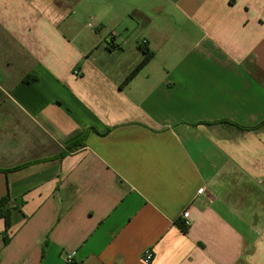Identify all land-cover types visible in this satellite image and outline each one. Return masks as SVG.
<instances>
[{"label": "crops", "instance_id": "1", "mask_svg": "<svg viewBox=\"0 0 264 264\" xmlns=\"http://www.w3.org/2000/svg\"><path fill=\"white\" fill-rule=\"evenodd\" d=\"M261 122L264 0H0V264H264Z\"/></svg>", "mask_w": 264, "mask_h": 264}, {"label": "trees", "instance_id": "2", "mask_svg": "<svg viewBox=\"0 0 264 264\" xmlns=\"http://www.w3.org/2000/svg\"><path fill=\"white\" fill-rule=\"evenodd\" d=\"M141 50L143 52V58L141 61L135 66V68L130 72V74L125 78L123 83H128L153 57V52L148 49L146 46H141ZM228 122V121H227ZM231 123V122H229ZM261 126H264V122H261L256 128H259ZM255 128V129H256ZM86 135L82 136L81 139L77 142H75L73 145L69 146L70 150L75 149L76 147H81L84 144ZM9 170H6L4 172H8ZM8 197L4 198L0 201V218L4 220L5 224V231L4 234L7 233V231L10 228V221H11V210L9 208H3L5 203L7 202ZM179 227L183 232L187 231V228L184 227L183 222H179Z\"/></svg>", "mask_w": 264, "mask_h": 264}, {"label": "built area", "instance_id": "3", "mask_svg": "<svg viewBox=\"0 0 264 264\" xmlns=\"http://www.w3.org/2000/svg\"><path fill=\"white\" fill-rule=\"evenodd\" d=\"M75 75H77V73L75 72ZM203 192V189H199L198 190V194H201ZM181 217L183 219V225L185 227L189 226L190 224V221H189V213L187 211H184L182 214H181ZM153 259V254L151 252V250L147 249L143 252V255H142V260L144 263L146 264H149ZM66 264H74L73 260H72V257L68 256L67 259H66Z\"/></svg>", "mask_w": 264, "mask_h": 264}]
</instances>
